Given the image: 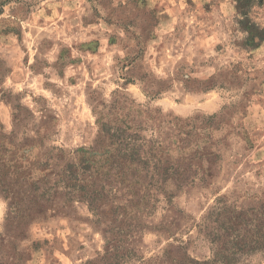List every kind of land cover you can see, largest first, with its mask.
Returning a JSON list of instances; mask_svg holds the SVG:
<instances>
[{"label": "rangeland", "instance_id": "374dc122", "mask_svg": "<svg viewBox=\"0 0 264 264\" xmlns=\"http://www.w3.org/2000/svg\"><path fill=\"white\" fill-rule=\"evenodd\" d=\"M109 2L38 0L19 20V34L0 32V129L26 137L27 144L36 140L32 157L42 158L51 146L89 147L97 133L93 106L118 90L163 121L161 132H171L167 157L186 166L166 122L222 116L211 135L193 137L186 152L197 153L193 163L201 157L191 183L168 180L146 210L125 208L145 225L139 242L145 258L176 238L189 255L207 259L212 245L203 227L210 213L258 210L264 199V36L251 44L247 33L250 24L264 32V0ZM109 16L132 23L124 28L107 22ZM122 72L132 82L124 84ZM143 134L150 137V130ZM153 136H161L158 128ZM7 210L0 188V233ZM93 220L87 205L76 202L65 214L32 222L20 244L29 253L23 264H81L96 257L106 224ZM236 264H264V252L241 254Z\"/></svg>", "mask_w": 264, "mask_h": 264}, {"label": "trees", "instance_id": "16d2710c", "mask_svg": "<svg viewBox=\"0 0 264 264\" xmlns=\"http://www.w3.org/2000/svg\"><path fill=\"white\" fill-rule=\"evenodd\" d=\"M37 1L0 0V16L7 4L14 3L7 17L0 18V32L19 34V20ZM91 1L101 6L102 2L111 4L109 0ZM237 1L242 4L251 0ZM109 9L116 11L108 5ZM148 12L155 21L152 12ZM106 20L124 28L132 23L113 16ZM248 27L251 44L257 35L264 36L257 26ZM122 75L124 84L132 82L133 77L127 72ZM138 107L126 93L113 91L109 102L99 101L93 106L97 133L91 146L72 150L51 146L42 158L31 155L36 140L27 144L26 137L18 139L13 132L7 135L0 129V188L9 209L4 231L0 233V264H23L29 253L20 244L29 236V225L54 214H65L76 202L87 205L95 224H106L102 228L103 251L81 264H236L241 254L264 252L262 199L258 210H224L215 217L210 213L211 219L203 227L212 245L207 259L189 255L186 243L176 238L173 239L176 243L168 244L159 255L145 258L140 254L139 242L145 225L136 212L125 208L131 204L136 210H146L148 200H157L155 192L163 191L162 186L168 180L180 187L191 183L190 174L196 173L192 168H202L201 157L193 163L197 153L186 152L191 151L193 137L211 135L222 116L174 118L166 122V129L174 130L175 147L184 154L182 160L187 164L181 166L171 163L166 155L171 150V132H161L163 121H157L148 108ZM150 122L156 123L159 138L153 136L157 128ZM146 129L150 130V137L143 134ZM167 235L172 237L171 232Z\"/></svg>", "mask_w": 264, "mask_h": 264}]
</instances>
